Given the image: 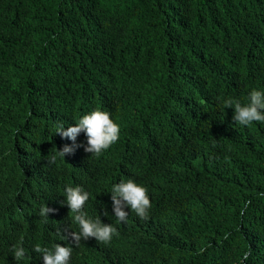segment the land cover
Listing matches in <instances>:
<instances>
[{"label": "trees", "instance_id": "obj_1", "mask_svg": "<svg viewBox=\"0 0 264 264\" xmlns=\"http://www.w3.org/2000/svg\"><path fill=\"white\" fill-rule=\"evenodd\" d=\"M252 90L264 0H0V264H43L35 246L57 244L70 264H264V124L222 105ZM97 109L118 142L96 157L81 133L50 163L72 147L59 125ZM128 179L148 191L147 220L115 217L111 188ZM68 186L117 228L109 244L73 243Z\"/></svg>", "mask_w": 264, "mask_h": 264}, {"label": "clouds", "instance_id": "obj_2", "mask_svg": "<svg viewBox=\"0 0 264 264\" xmlns=\"http://www.w3.org/2000/svg\"><path fill=\"white\" fill-rule=\"evenodd\" d=\"M224 109H234L233 120L242 126H250L253 122L264 124V92L252 90L249 95V103L241 104L238 100L228 97L222 102ZM84 133L87 137V146L85 152L91 153L93 156L99 157L106 152L112 145L118 142L120 127L111 118V114L99 109L82 116L75 126H70L64 130V125H59L56 134L62 138L72 141V147L65 146L62 150L57 151L56 155L51 157L50 163H55L57 156L65 157L67 154L74 152L75 148L81 147L75 142L79 134ZM111 200L113 203V212L117 221L126 223L129 213L125 209H130L139 218L147 220L149 218L151 201L148 191L145 187L137 184L132 179L126 182L115 184L111 188ZM66 204L70 209L73 222L78 225L79 231L71 233V240L79 246L81 240L94 238L97 242L105 245L109 244L114 236H118L119 232L113 225H105L101 222L100 217L92 219L84 210L86 203L90 198V193L82 187L68 186L65 189ZM250 201H246L241 209L243 215ZM47 205H43L40 209V216L47 221L49 212H53ZM104 215H108L105 211ZM228 238L227 234L224 237ZM13 255L15 260L20 261L25 258L26 250L22 243L13 246ZM34 252L40 253L43 258V264H70L72 256V247L54 245L53 249L36 245ZM203 251V249H201ZM251 255V251L243 253V260H247Z\"/></svg>", "mask_w": 264, "mask_h": 264}]
</instances>
